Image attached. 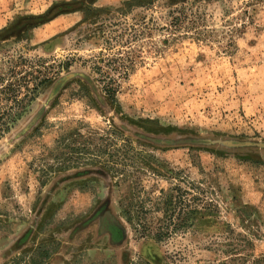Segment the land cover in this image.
<instances>
[{"label":"rangeland","instance_id":"rangeland-1","mask_svg":"<svg viewBox=\"0 0 264 264\" xmlns=\"http://www.w3.org/2000/svg\"><path fill=\"white\" fill-rule=\"evenodd\" d=\"M0 264H264V0H0Z\"/></svg>","mask_w":264,"mask_h":264},{"label":"trees","instance_id":"trees-1","mask_svg":"<svg viewBox=\"0 0 264 264\" xmlns=\"http://www.w3.org/2000/svg\"><path fill=\"white\" fill-rule=\"evenodd\" d=\"M132 2H135L136 0H131ZM127 4H128V2H127ZM157 236V235H156ZM157 237H159V236H157Z\"/></svg>","mask_w":264,"mask_h":264}]
</instances>
